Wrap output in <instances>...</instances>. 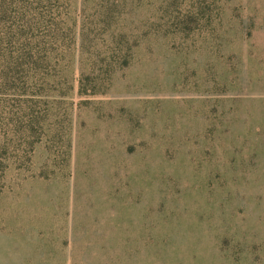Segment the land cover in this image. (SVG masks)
Masks as SVG:
<instances>
[{
    "label": "rangeland",
    "instance_id": "1",
    "mask_svg": "<svg viewBox=\"0 0 264 264\" xmlns=\"http://www.w3.org/2000/svg\"><path fill=\"white\" fill-rule=\"evenodd\" d=\"M0 264H264V0H0Z\"/></svg>",
    "mask_w": 264,
    "mask_h": 264
}]
</instances>
